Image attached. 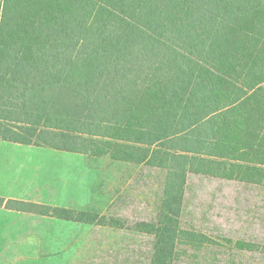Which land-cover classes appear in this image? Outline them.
<instances>
[{"label":"trees","instance_id":"trees-1","mask_svg":"<svg viewBox=\"0 0 264 264\" xmlns=\"http://www.w3.org/2000/svg\"><path fill=\"white\" fill-rule=\"evenodd\" d=\"M2 140L164 170L144 231L173 264L188 173L264 183V0H0Z\"/></svg>","mask_w":264,"mask_h":264},{"label":"rangeland","instance_id":"rangeland-1","mask_svg":"<svg viewBox=\"0 0 264 264\" xmlns=\"http://www.w3.org/2000/svg\"><path fill=\"white\" fill-rule=\"evenodd\" d=\"M59 152L68 199L58 208L79 219L22 211L29 230L14 233L20 247L8 250L17 257L10 264H151L155 237L144 229L158 221L165 171ZM178 220L173 264H264V183L188 173Z\"/></svg>","mask_w":264,"mask_h":264},{"label":"crops","instance_id":"crops-1","mask_svg":"<svg viewBox=\"0 0 264 264\" xmlns=\"http://www.w3.org/2000/svg\"><path fill=\"white\" fill-rule=\"evenodd\" d=\"M66 155L51 147L0 141V198L63 206L68 195L63 194L67 174L62 173L68 168L61 160ZM29 214L0 206V249L6 251L0 254V264L17 258L8 250L20 247L14 233L29 230Z\"/></svg>","mask_w":264,"mask_h":264}]
</instances>
